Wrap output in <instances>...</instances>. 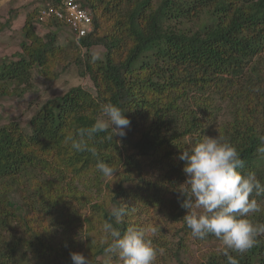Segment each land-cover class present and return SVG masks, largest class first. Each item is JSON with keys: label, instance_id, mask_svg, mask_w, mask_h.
Wrapping results in <instances>:
<instances>
[{"label": "trees", "instance_id": "1", "mask_svg": "<svg viewBox=\"0 0 264 264\" xmlns=\"http://www.w3.org/2000/svg\"><path fill=\"white\" fill-rule=\"evenodd\" d=\"M49 3L54 0H44V7ZM78 4L91 15L93 30L67 47L104 48L102 60L93 62L87 53L76 60L94 93L76 86L47 100L30 118L29 134L13 121L0 126V264H72L70 253L83 254L90 264L110 257L114 262L107 263L117 264L105 253V220L122 234L129 226L158 227L148 237L162 250L153 264H183L185 239L192 235L176 191L185 180L181 150L205 136L221 137L240 153L244 167L238 171H254L264 184V158L257 153L264 135V0ZM39 9L26 13L16 60L0 66V98L11 85L28 87L33 68L49 74L69 60L71 54L56 46L64 25L51 19L46 28L53 31L35 33ZM109 102L130 120L126 135L104 141L105 133L97 134L89 142L95 156L73 150L67 138L90 127L100 105ZM97 161L116 169L104 184ZM251 198L262 210L246 218L264 224V196ZM113 204H127L121 224L110 216ZM28 211L41 216V231ZM77 224L80 240L70 236ZM167 233L178 239L168 240ZM256 239L247 252L230 253L238 264H264V234ZM202 264H227V258L211 253Z\"/></svg>", "mask_w": 264, "mask_h": 264}, {"label": "clouds", "instance_id": "2", "mask_svg": "<svg viewBox=\"0 0 264 264\" xmlns=\"http://www.w3.org/2000/svg\"><path fill=\"white\" fill-rule=\"evenodd\" d=\"M96 54L93 62L99 60ZM130 120L125 111L113 105H100V116L90 127H80L74 136H69L71 147L76 152H91L97 155L95 143L97 134L105 133L104 141H113L115 136L124 137ZM67 142V141H66ZM257 153L264 158V135L259 137ZM178 159L184 162L182 172L185 180L176 190L180 207L187 210L183 222L193 238L205 239L214 236L221 244L218 249L227 258V264H238L230 253L243 254L257 243V237L264 234V224L253 223L246 217L260 212V203L250 197L264 196V184L254 171L242 174L244 167L240 153L231 143L221 137H207L195 143L190 149L181 150ZM95 168L105 178L116 174L111 165L97 161ZM195 210H202L200 212ZM128 214L127 204H113L110 216L121 224ZM158 227L129 226L123 234L113 223L102 224L103 238L108 242L105 253L115 257L117 264H153L158 250L153 247L149 236L158 234ZM72 264H90V259L80 253H70Z\"/></svg>", "mask_w": 264, "mask_h": 264}, {"label": "rangeland", "instance_id": "3", "mask_svg": "<svg viewBox=\"0 0 264 264\" xmlns=\"http://www.w3.org/2000/svg\"><path fill=\"white\" fill-rule=\"evenodd\" d=\"M51 4L52 3H49V5ZM42 7H44V0H0V23L5 25L6 21H9V26L7 27L5 25L4 30L0 32V66L4 61L16 60L15 54L20 52V43L23 41L21 27L24 23L26 13L39 8L40 11ZM48 21L50 20L47 19L41 24L36 22L35 33L38 36H43L48 31L54 30L53 27L46 28ZM76 40V37L65 26H62L61 29L58 30L56 46L63 47L66 52L71 54L68 56L69 60L58 63L52 68L49 74L43 73L39 68H33L28 87L9 86L7 95L0 98V126L13 121L25 134H29L30 127L28 124L30 118L47 100L61 96L70 88L76 86L82 87L92 94L94 93L92 82L87 76L81 75V68L76 63V60L86 56V53L90 56L96 54L100 57L99 60H102L104 48L101 46H94L88 51L79 47H72L69 49L67 46ZM111 178L112 177L106 178L103 184ZM82 180L87 182L88 178ZM55 187L59 188L58 185H55ZM86 192L95 198L99 195L94 194L95 190L92 189ZM195 211L200 212L202 210ZM152 215H155L157 219L155 213L150 214V217ZM27 217L33 221L32 225L37 231L43 229L41 225L45 223L39 225L41 219L40 215L36 212L28 211ZM159 218L161 220L160 216ZM70 232V236L76 238V240L83 238L81 237L83 228L81 231L78 224ZM166 238L168 240L178 239L177 237H171L170 233L166 234ZM185 243L188 248L183 252L181 257L183 264H202L205 262L208 255L211 253H218V249L222 247L217 240L198 242L193 237L186 238ZM107 262L113 263L114 261L111 257L105 260L104 258H100L101 264H109Z\"/></svg>", "mask_w": 264, "mask_h": 264}, {"label": "built area", "instance_id": "4", "mask_svg": "<svg viewBox=\"0 0 264 264\" xmlns=\"http://www.w3.org/2000/svg\"><path fill=\"white\" fill-rule=\"evenodd\" d=\"M54 19L64 25L76 39L85 37L93 30L91 15L80 8L78 0H54L38 12L37 23Z\"/></svg>", "mask_w": 264, "mask_h": 264}]
</instances>
